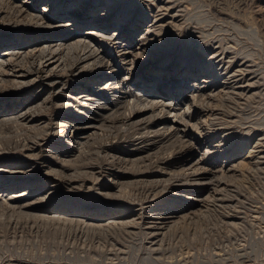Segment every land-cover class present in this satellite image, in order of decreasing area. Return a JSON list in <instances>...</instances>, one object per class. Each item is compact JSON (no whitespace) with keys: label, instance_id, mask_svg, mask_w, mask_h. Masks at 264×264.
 <instances>
[{"label":"rangeland","instance_id":"rangeland-1","mask_svg":"<svg viewBox=\"0 0 264 264\" xmlns=\"http://www.w3.org/2000/svg\"><path fill=\"white\" fill-rule=\"evenodd\" d=\"M89 30L50 73L61 94L0 77V264H264V0H0L9 71ZM92 49L104 64L84 69ZM239 64L247 94L198 100Z\"/></svg>","mask_w":264,"mask_h":264},{"label":"bare ground","instance_id":"bare-ground-1","mask_svg":"<svg viewBox=\"0 0 264 264\" xmlns=\"http://www.w3.org/2000/svg\"><path fill=\"white\" fill-rule=\"evenodd\" d=\"M176 1V0H175ZM170 3H172V2H170ZM20 8V7H19ZM171 9V8H170ZM23 10V9H22ZM21 10V11H22ZM47 11H49L48 10V8L46 7V6H44L43 8H42V14L43 13H45V12H47ZM17 16V15H16ZM25 16V15H24ZM30 17H32L31 15H30ZM28 19V18H27ZM32 19V18H31ZM45 19V18H44ZM41 21L43 22L44 20L43 19H41ZM44 24V23H43ZM76 24V22H71V24H69V26L70 27H73L74 25ZM46 25H48L47 24V22H46ZM60 25V24H59ZM49 26H51V24L49 25ZM48 26V27H49ZM66 26H68V25H66ZM106 28H102V27H99V28H97L96 30L98 31V32H100V33H104V31L103 30H105ZM151 29V28H150ZM95 30V31H96ZM148 30V29H147ZM88 33H93L92 31H88L86 34H84V35H78V36H76L75 38H74V43L73 44H69V45H66L65 46V43H64V41H62V40H64V38H63V36H61L59 39H58V41H60V42H56V43H54L55 45H50V46H46V47H43V49H40L39 50V54H40V56H38L37 57V60H36V62H33V65H31L30 67H27V69H22V68H20L19 70H14V71H9L8 69H7V67H6V64H5V59L4 60H2L1 58H2V56H0V77H2V80L4 79V80H8V78L10 79V77H12V80H10L8 83L10 84V82L12 83L11 85H14L15 87H18V88H25V87H31L34 83H36V82H40V84L41 85H46L47 87L49 86H51V87H53V86H59V88L57 89V91H59L60 92V94L62 93V92H64V86H65V84H62L61 82H60V78H51L50 77V73H51V71H53V70H55L57 67H58V65H59V55H60V53H62L64 50H65V53H67V51H73L74 49H77L78 48V46L81 44V43H85L86 42V40H87V37H89V35H91V34H88ZM87 35V36H86ZM100 36H101V34H100ZM100 36H97V37H100ZM113 37V36H112ZM111 37V38H112ZM110 39V38H109ZM77 40V41H76ZM90 44H92V43H90ZM89 45V44H88ZM98 48V47H97ZM230 48V47H229ZM228 49V48H227ZM92 50H94L93 51V53L92 54H87V55H85L81 60H80V63H84V65H83V68L84 69H89L90 67H92V65H94V64H99V65H103L104 64V56H103V53H102V51L100 50V49H92ZM91 50V51H92ZM233 50V49H232ZM231 50V51H232ZM32 51H34V50H32ZM37 51V50H36ZM230 51V50H229ZM228 52V51H227ZM13 53V52H12ZM11 53V55L13 56V54ZM25 53V52H24ZM28 53H29V51H28ZM27 52H26V54H28ZM64 53V54H65ZM223 53H225L224 51H223ZM234 53V52H233ZM7 55L6 56H8V53H6ZM22 54V53H21ZM218 54V53H217ZM217 54H215V56L217 55ZM230 54V53H229ZM10 55V54H9ZM33 55V54H32ZM126 55H128V56H130L131 57V54L130 53H127L126 52V54H125V56ZM23 56H27V55H23ZM22 56V57H23ZM30 56H31V54H30ZM125 56H123V57H125ZM214 56V55H213ZM214 56V57H215ZM222 56V55H221ZM236 56V55H235ZM18 57V56H17ZM122 57V59L123 60H126L127 61V59H128V57L127 58H123ZM232 57V56H231ZM10 58V57H9ZM9 58L7 59V61L9 60ZM26 58H29L28 56L26 57ZM211 58V57H210ZM236 58V57H235ZM11 59V58H10ZM24 59H25V57H24ZM219 59V58H218ZM221 59H222V57H221ZM228 59V58H227ZM233 59H234V57H233ZM62 60V59H61ZM112 59H108L107 61H105V64L107 63V65L110 67L111 66V61ZM11 61V60H10ZM9 61V62H10ZM122 61V60H121ZM132 61V60H131ZM218 61V60H217ZM243 61V60H242ZM38 62V63H37ZM115 62V61H114ZM125 62V61H124ZM221 63L223 62V61H220ZM227 62V61H226ZM244 62V61H243ZM8 63V62H7ZM36 63H37V65H36ZM216 63V62H215ZM9 64V63H8ZM250 65H251V63H250ZM36 66V67H35ZM211 66V65H210ZM14 67V66H13ZM113 67L114 66H112V67H110V69H113ZM253 67V66H252ZM246 68V66H245V64H239V65H237V66H234L233 68H231V73H232V75H233V78H235V83L233 84L232 82V84H228L227 82H223L221 85H219L218 86V84L216 85V87H215V85L214 86H208V89H209V93L208 94H199V96H197V98H198V100H199V98H203V100H205V99H207V100H213L216 96H218L220 93L222 94L223 93V95L224 96H227V95H232L234 92H243V93H246L247 94V92L249 91V87L248 86H242V84H243V82H242V78H243V74L242 73H240L241 71L242 72H244V69ZM249 68V67H248ZM13 69V68H12ZM225 69V68H224ZM247 69V68H246ZM38 70H42L43 72L42 73H46V74H44V75H42L41 76V74L39 73V71ZM115 70V69H114ZM251 70V69H250ZM223 71H225V70H223ZM229 71V70H228ZM246 71V70H245ZM253 71V70H252ZM227 72V71H226ZM249 72V71H248ZM32 73H34L33 74V77L32 78H30V79H28L29 77H30V75L32 74ZM226 75V74H225ZM55 76H57V75H55ZM224 76V75H223ZM59 77H61L60 75H59ZM156 79H155V81H156V84H155V86L153 87V89H156L157 88V86H159V84H163V83H165V81L166 80H164L163 79V75H155L154 76ZM230 77V76H229ZM225 78H227V76L225 77ZM252 78H253V76H252ZM126 79V78H125ZM229 79V78H228ZM228 79H226V80H228ZM248 79H251V78H248ZM247 79V80H248ZM211 80V81H210ZM222 80H224L223 78H222ZM253 80V79H252ZM255 80V79H254ZM1 82H3V81H1ZM247 82V81H246ZM255 82V81H254ZM3 83H6V82H3ZM202 83H205V84H210V83H213L212 82V79L211 78H208L207 79V81H204V82H202ZM214 84V83H213ZM245 84V83H244ZM253 84V83H252ZM39 85V84H38ZM246 85H249V83L248 84H246ZM250 86H252V85H250ZM99 88V87H98ZM115 88H120V86H116ZM251 88V87H250ZM157 90V89H156ZM121 93H120V97L119 98H121V99H123V101L121 102V103H127V105L128 104H130V105H132V102L134 103V104H136V103H138L139 101L138 100H136V101H133V99L132 100H130L131 99V97L133 96V92H131V90H127V89H125V88H123V86L121 87V91H120ZM237 94V93H236ZM150 96H152V98H158V96H159V93L156 91V92H154V93H152ZM156 96V97H155ZM245 97V96H244ZM89 96H80L79 98H78V104L79 105H84V103H86L87 102V100H89ZM138 98H140V97H138ZM159 98H161V97H159ZM195 98V97H194ZM48 99H49V97H48ZM141 99V98H140ZM150 98L149 97H144V100L145 101H148ZM201 100V99H200ZM132 101V102H131ZM141 101V100H140ZM181 101H183V100H181ZM185 101V100H184ZM149 102V101H148ZM117 103H119L118 102V100H117ZM124 103V104H125ZM150 103V102H149ZM151 103H153L154 104V101L153 102H151ZM158 104H159V107H161V109L160 110H162L163 112H166L165 110L167 109H169V107L170 108H172V103L170 102V103H166V102H163L162 100L161 101H159V102H157ZM185 103V102H184ZM43 104H45V102H43ZM139 104V103H138ZM192 103H188V105L186 106V108H185V111L182 113V115L184 116V117H186L187 118V120L192 116V114H193V111H192V105H191ZM47 105V104H46ZM126 105V104H125ZM129 105V106H130ZM151 105V104H150ZM180 105V104H179ZM33 108V107H32ZM31 107L30 108H26V109H24L23 111L24 112H21V113H19L15 118H14V120H16V121H23V122H26L27 124H31L32 122H33V119H32V117H29V116H27V113L32 109ZM150 108V107H149ZM153 109V108H152ZM32 111V110H31ZM162 111H161V113H162ZM176 111V110H175ZM201 112H203V111H201ZM180 114V113H179ZM204 115H206L205 113H203ZM177 115H178V113H177ZM180 116V115H179ZM199 116H201V113L199 114ZM178 117V116H177ZM89 119V118H88ZM93 120L95 119V120H97V121H99V119H98V116L97 117H94V118H92ZM129 119V118H128ZM144 119V118H143ZM181 119L182 120H180V121H177L179 124H181V125H185V123H187L186 121H184V119L181 117ZM93 120H91V121H89L88 123H87V125L85 126V129L87 130V131H89V130H92V129H95L96 128V126H95V124H94V122L95 121H93ZM152 120H150L149 122H151ZM144 122V121H143ZM147 122V121H146ZM134 123H136L135 121H134ZM140 123V122H139ZM154 123V122H153ZM25 124V123H24ZM149 124V123H148ZM129 125V124H128ZM131 126V125H130ZM158 126V125H157ZM178 126V125H177ZM209 126V127H208ZM208 128H210L211 130H212V132H215V133H218L219 131H220V129H219V127H218V125H216V124H212L211 122H210V124L209 125H207V127H204V129H202L201 130V132H203V133H207V132H209V129ZM97 129V128H96ZM167 129V128H166ZM172 130H174L173 128H172ZM156 131H158V130H156ZM155 131V132H156ZM175 131H176V133L177 134H179V135H183V131L184 130H182V129H180V128H178V127H176V129H175ZM94 132V131H93ZM168 132H169V129H168ZM171 132V131H170ZM159 134V133H158ZM185 134V133H184ZM177 137V136H176ZM179 137V136H178ZM183 137V136H182ZM142 138V137H141ZM262 139V138H261ZM32 147V146H31ZM254 148H255V146H254ZM33 149V148H32ZM29 150V149H28ZM262 153V152H261ZM200 158H196V156L195 157H193L192 158V160H191V164H190V170H191V173H193L195 170H194V167L196 166V165H199V163H200ZM254 171V170H253ZM192 175H194V174H192ZM191 176V175H190ZM185 178V177H184ZM8 185H9V187L12 185V184H6V185H4V186H6V188L2 191V192H6V193H12V194H15L14 192H11V190H9V187H8ZM3 186V187H4ZM12 187H14L13 185H12ZM0 188H2V185H1V187ZM16 195V194H15ZM13 197V196H12ZM12 197H10V198H12ZM41 201V200H40ZM23 206V205H22ZM26 206V205H25ZM20 207V206H19ZM24 208V207H23ZM26 208V207H25ZM29 208H33V207H31V206H29ZM75 217V215L73 216V217H71V218H74ZM70 218V217H69Z\"/></svg>","mask_w":264,"mask_h":264}]
</instances>
